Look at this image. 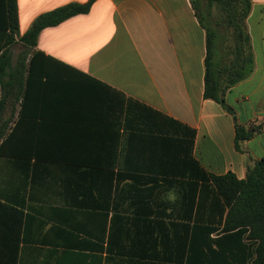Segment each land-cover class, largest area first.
<instances>
[{
  "label": "crops",
  "instance_id": "1",
  "mask_svg": "<svg viewBox=\"0 0 264 264\" xmlns=\"http://www.w3.org/2000/svg\"><path fill=\"white\" fill-rule=\"evenodd\" d=\"M86 1L16 0L19 35L41 13ZM245 25L253 71L224 97L257 129L239 150L232 116L203 97L205 31L190 0H94L40 32L53 69L25 110L22 85L2 115L24 110L13 153L0 156V201L22 212L16 264L216 260L199 242L218 218L202 171L244 179L264 157V0H251Z\"/></svg>",
  "mask_w": 264,
  "mask_h": 264
},
{
  "label": "trees",
  "instance_id": "2",
  "mask_svg": "<svg viewBox=\"0 0 264 264\" xmlns=\"http://www.w3.org/2000/svg\"><path fill=\"white\" fill-rule=\"evenodd\" d=\"M190 1L198 17L196 5L193 0ZM93 2H71L41 13L19 35L16 0H0V137H3L0 156L13 153L9 152V146L15 149V140L25 128L23 113L26 103L33 97L31 88L34 81L47 79L46 72L53 69L48 64L50 57L36 48L40 32L70 17L88 13ZM207 5L216 27L214 29H221L222 36L217 46L213 28L205 27L199 20L205 31L206 49L203 97L218 103L232 116L234 145L239 150L240 143L251 139L257 129L239 124L224 97L228 90L248 78L253 71V55L245 25L251 0H207ZM213 6L216 14L212 12ZM17 43L24 48L12 67L11 47ZM218 53L221 54L219 62L216 59ZM23 78L24 84L21 83ZM22 85L25 86L21 105L24 110L18 119H14L15 109L10 108L8 117L2 120L6 104L15 105L19 95L16 91ZM120 106L123 111V97ZM203 177L202 171V183L211 185L218 216L215 227L202 225L199 229L200 245L206 249L208 246L215 247L210 254L216 260L207 259L205 263L219 264V260L223 261L226 257L231 264H264V157L254 160L247 168L244 179H237L231 173L205 174L207 180ZM205 203L202 200V210L207 211L208 202ZM210 204L212 206L213 202ZM21 221L22 212L19 209L0 201V264H16ZM213 233L215 237L212 238L210 235Z\"/></svg>",
  "mask_w": 264,
  "mask_h": 264
},
{
  "label": "rangeland",
  "instance_id": "3",
  "mask_svg": "<svg viewBox=\"0 0 264 264\" xmlns=\"http://www.w3.org/2000/svg\"><path fill=\"white\" fill-rule=\"evenodd\" d=\"M193 1H194L195 5H196V8H197V13H198L199 20L202 22L203 25H205V27H207L209 29L213 28V31H215L214 33L217 36L216 43H217V46H218L220 44V39H221L220 36H222V33L220 31L221 29L220 30L219 29H214L216 27L213 25V17L211 15L210 11H209V7L207 5V0H193ZM212 8H213V10H212L213 14H216L217 11L214 9L215 7L213 6ZM22 47L23 46L21 44H19V43L14 45L12 47L13 55L14 56L18 55L21 52ZM220 56H221L220 53H218V56H216V59H217L218 62L220 61V58H219ZM7 115H5V116H7ZM5 116L3 118H1V119L3 120L4 118L8 117V116L7 117H5ZM0 139H1V137H0ZM2 162H4V161L2 159H0V163H2Z\"/></svg>",
  "mask_w": 264,
  "mask_h": 264
}]
</instances>
